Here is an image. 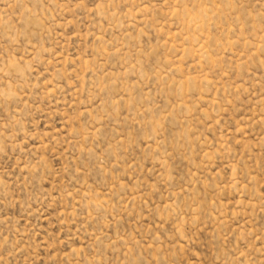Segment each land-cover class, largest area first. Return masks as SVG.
<instances>
[{
  "label": "rangeland",
  "instance_id": "1",
  "mask_svg": "<svg viewBox=\"0 0 264 264\" xmlns=\"http://www.w3.org/2000/svg\"><path fill=\"white\" fill-rule=\"evenodd\" d=\"M0 264H264V0H0Z\"/></svg>",
  "mask_w": 264,
  "mask_h": 264
},
{
  "label": "bare ground",
  "instance_id": "2",
  "mask_svg": "<svg viewBox=\"0 0 264 264\" xmlns=\"http://www.w3.org/2000/svg\"><path fill=\"white\" fill-rule=\"evenodd\" d=\"M213 3V2H212ZM206 12V11H205ZM187 18V17H186ZM196 23V22H195ZM202 47V46H201ZM184 48V47H183ZM204 50V49H203Z\"/></svg>",
  "mask_w": 264,
  "mask_h": 264
}]
</instances>
